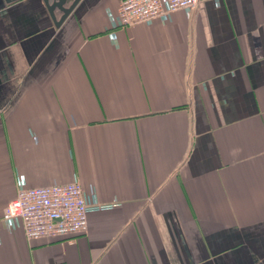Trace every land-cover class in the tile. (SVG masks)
<instances>
[{"label": "crops", "instance_id": "obj_1", "mask_svg": "<svg viewBox=\"0 0 264 264\" xmlns=\"http://www.w3.org/2000/svg\"><path fill=\"white\" fill-rule=\"evenodd\" d=\"M120 1L0 0V264H264V0L114 28ZM73 176L115 206L85 234L7 228L17 177Z\"/></svg>", "mask_w": 264, "mask_h": 264}, {"label": "built area", "instance_id": "obj_2", "mask_svg": "<svg viewBox=\"0 0 264 264\" xmlns=\"http://www.w3.org/2000/svg\"><path fill=\"white\" fill-rule=\"evenodd\" d=\"M201 0H121L117 21L126 28L151 22L178 10H194ZM98 202L95 189L86 193L75 176L63 185L28 188L16 178V196L5 208L3 222L10 231L19 226L27 240L72 239L85 234L91 213L112 209Z\"/></svg>", "mask_w": 264, "mask_h": 264}, {"label": "water", "instance_id": "obj_3", "mask_svg": "<svg viewBox=\"0 0 264 264\" xmlns=\"http://www.w3.org/2000/svg\"><path fill=\"white\" fill-rule=\"evenodd\" d=\"M12 0H6V2H11ZM49 15L51 16L52 20H54L56 25L62 23L64 19L72 12L74 7L78 4L80 0H73L72 3L67 6L69 0H42ZM59 11L62 13L61 18L58 22L55 21V12Z\"/></svg>", "mask_w": 264, "mask_h": 264}]
</instances>
